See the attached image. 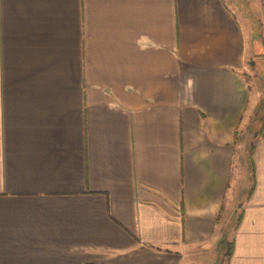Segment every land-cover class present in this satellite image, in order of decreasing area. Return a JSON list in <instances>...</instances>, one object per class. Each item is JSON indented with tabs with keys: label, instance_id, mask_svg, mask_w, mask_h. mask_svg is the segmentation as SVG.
I'll list each match as a JSON object with an SVG mask.
<instances>
[{
	"label": "crops",
	"instance_id": "1",
	"mask_svg": "<svg viewBox=\"0 0 264 264\" xmlns=\"http://www.w3.org/2000/svg\"><path fill=\"white\" fill-rule=\"evenodd\" d=\"M254 56L264 0H0V264H264Z\"/></svg>",
	"mask_w": 264,
	"mask_h": 264
},
{
	"label": "rangeland",
	"instance_id": "2",
	"mask_svg": "<svg viewBox=\"0 0 264 264\" xmlns=\"http://www.w3.org/2000/svg\"><path fill=\"white\" fill-rule=\"evenodd\" d=\"M250 31L251 35L254 36L253 40H257V28L254 27L253 23H250ZM255 50L258 51V49ZM246 62L248 71L244 72L243 76L248 83V87H250V90L252 91L254 98L253 105L255 108L248 125L241 127V130L238 131L236 138L238 143L237 154L240 153L242 160L241 163H243L247 169L249 168L250 173L252 174V161L250 160V153L254 147V139L260 133V125L264 122V58H255L254 56V59L250 58L248 61L246 60ZM243 165L242 168H244ZM233 219L234 217L232 220ZM226 225H228V223ZM221 244L222 246L218 247V250L221 251L222 249L220 257L222 258L221 260L223 263L225 261V255L229 247V242L225 241V244ZM202 258H205V256H202ZM200 260L202 261L203 259ZM205 261L208 263L209 259L205 258Z\"/></svg>",
	"mask_w": 264,
	"mask_h": 264
},
{
	"label": "trees",
	"instance_id": "3",
	"mask_svg": "<svg viewBox=\"0 0 264 264\" xmlns=\"http://www.w3.org/2000/svg\"><path fill=\"white\" fill-rule=\"evenodd\" d=\"M254 25V27H258V25L257 24H253ZM258 29V28H257ZM250 160H251V154H250ZM252 168H253V165H252ZM251 176H252V178H253V169H252V174H251ZM231 243L229 244V247H228V250H227V255H229L230 254V252H231Z\"/></svg>",
	"mask_w": 264,
	"mask_h": 264
}]
</instances>
